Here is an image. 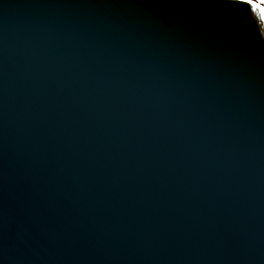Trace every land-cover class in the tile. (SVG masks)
I'll use <instances>...</instances> for the list:
<instances>
[{
    "label": "water",
    "instance_id": "water-1",
    "mask_svg": "<svg viewBox=\"0 0 264 264\" xmlns=\"http://www.w3.org/2000/svg\"><path fill=\"white\" fill-rule=\"evenodd\" d=\"M0 264H264L247 6L0 0Z\"/></svg>",
    "mask_w": 264,
    "mask_h": 264
},
{
    "label": "snow or ice",
    "instance_id": "snow-or-ice-1",
    "mask_svg": "<svg viewBox=\"0 0 264 264\" xmlns=\"http://www.w3.org/2000/svg\"><path fill=\"white\" fill-rule=\"evenodd\" d=\"M186 4L205 3L207 0H179ZM216 4L247 6L251 14L256 17L260 25V35L264 36V0H212Z\"/></svg>",
    "mask_w": 264,
    "mask_h": 264
},
{
    "label": "bare ground",
    "instance_id": "bare-ground-1",
    "mask_svg": "<svg viewBox=\"0 0 264 264\" xmlns=\"http://www.w3.org/2000/svg\"><path fill=\"white\" fill-rule=\"evenodd\" d=\"M263 38H264V36H263Z\"/></svg>",
    "mask_w": 264,
    "mask_h": 264
}]
</instances>
